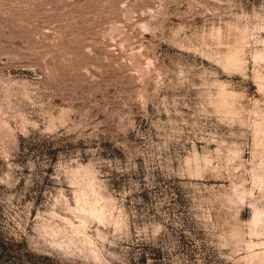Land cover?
Instances as JSON below:
<instances>
[{
	"label": "rangeland",
	"instance_id": "374dc122",
	"mask_svg": "<svg viewBox=\"0 0 264 264\" xmlns=\"http://www.w3.org/2000/svg\"><path fill=\"white\" fill-rule=\"evenodd\" d=\"M0 264H264V0H0Z\"/></svg>",
	"mask_w": 264,
	"mask_h": 264
}]
</instances>
